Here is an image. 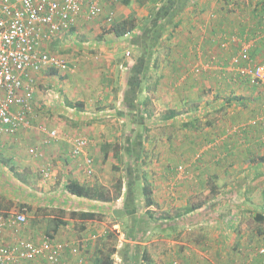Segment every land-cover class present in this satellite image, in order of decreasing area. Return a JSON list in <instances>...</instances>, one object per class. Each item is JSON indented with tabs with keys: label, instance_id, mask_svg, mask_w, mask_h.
<instances>
[{
	"label": "crops",
	"instance_id": "obj_1",
	"mask_svg": "<svg viewBox=\"0 0 264 264\" xmlns=\"http://www.w3.org/2000/svg\"><path fill=\"white\" fill-rule=\"evenodd\" d=\"M144 6L145 20L160 10V18L174 17L178 23L174 30L166 28L158 45L147 47L146 37L138 43L143 35L139 24L134 32L111 35L98 47L92 78L84 61L36 78L37 105L39 83L51 80V129L58 133L47 160V206L51 221L66 224L52 232L51 241L82 243L80 254L67 250L61 264H79L80 258L96 264L110 251L114 264H262L257 251L264 242V220L259 218L264 217V125L244 126L264 109V84L241 79L230 61L244 42L256 39L252 57L264 64V0H159L155 9L152 0H144ZM158 33L156 29L154 35ZM38 108L32 121L46 120ZM69 117L89 141L93 176L87 175L85 156L71 157L76 137L72 139ZM42 134L32 131L28 139L40 144ZM118 143L126 152L122 172L114 171L113 157L119 159V153L105 151ZM31 168L34 175L37 169ZM121 178V197L112 202L68 190L74 181L104 186L113 196ZM145 185L152 189L154 206L145 205ZM71 212L98 217L71 218ZM21 234L6 229L0 240L7 245L20 238L39 242L29 225ZM21 264L48 262L41 257Z\"/></svg>",
	"mask_w": 264,
	"mask_h": 264
},
{
	"label": "built area",
	"instance_id": "obj_2",
	"mask_svg": "<svg viewBox=\"0 0 264 264\" xmlns=\"http://www.w3.org/2000/svg\"><path fill=\"white\" fill-rule=\"evenodd\" d=\"M117 0H0V144L6 135L21 128H29L33 115V100L37 75L56 69L66 71L68 62L51 52L55 39L76 28L80 17L86 21L96 19L107 4ZM255 40L244 42L239 52L231 58L230 67L237 75L252 85L264 84V64L257 63L252 55ZM199 71V70H198ZM264 125V109L244 127ZM46 134L45 144L58 138L55 130L41 127ZM89 141L78 137L72 141L71 157L85 156L87 175L93 176V158L87 154ZM32 153H40L33 149ZM45 171L51 177V170ZM184 173L185 168L180 167ZM27 222L26 209L14 212L0 210V234L6 228L18 229ZM77 244L44 241L41 245L19 240L7 245L0 240V264H21L44 257L49 264H61L64 253L81 252ZM264 264V242L258 248ZM84 264L83 258L78 260Z\"/></svg>",
	"mask_w": 264,
	"mask_h": 264
},
{
	"label": "rangeland",
	"instance_id": "obj_3",
	"mask_svg": "<svg viewBox=\"0 0 264 264\" xmlns=\"http://www.w3.org/2000/svg\"><path fill=\"white\" fill-rule=\"evenodd\" d=\"M126 1L129 2L128 5L125 4ZM147 6H144V0H117L113 4H107L96 19L91 21L85 20V23H78L74 29V32L77 31L76 33L64 36L62 41L60 40L61 43L56 44V46L51 45V52L66 60L69 65L68 69L78 66L77 61H84L90 72L89 77L92 78L91 69L94 63L96 64L97 62L94 61V57L100 52L98 47L107 44L110 39L112 40V25L117 21H122L133 16L136 17L139 24H142L145 20L144 15L148 12ZM39 89L42 94L38 102L40 108H38L39 105L34 103L35 100H33V108L35 110L36 105L39 111L43 110L42 113H45L47 119L40 122L37 120L32 121L31 116L29 128H21L16 133L10 134L0 144L1 164L7 165L4 167L0 164V210L3 212H16L26 209L27 212V222L24 225L18 229H6L12 231L18 237H22V231L29 225L36 232L39 239L38 243H36L37 241H33L36 245H41L44 241L51 240L48 230V217L51 216V207L47 206L51 205V177L45 176V171H48L47 169L51 170V162H47V160L51 159V141L45 144L47 137L46 134H42L44 137L40 144H38L36 141H29L28 135L32 131L41 134V127L43 126L50 131L52 130L51 80L45 84L39 83ZM75 122L77 120L74 117H69L70 131L74 132L72 139L75 137L86 138L84 131L79 129V124H75ZM60 123L62 124L63 122ZM60 127L61 125L56 126L59 132ZM61 130L66 132L65 129ZM65 135H67V132ZM120 142L122 143V141ZM106 148L105 151L108 150L112 155L113 153H119V159L113 157L115 161L114 171L117 172V169H119L122 172L123 168L126 171L125 146L118 143L117 146H107ZM33 149H37L40 153L35 155L32 153ZM5 159H10L12 162H3ZM116 160H121L122 162ZM37 165L39 166L37 167ZM12 166L24 177V182L17 178L16 172L11 169ZM31 166H35L37 169L34 175L31 173ZM180 167L185 168L184 166H179L178 171ZM144 169L146 168L144 167ZM32 201L41 205L37 206V204L31 203ZM19 240L24 239L20 238Z\"/></svg>",
	"mask_w": 264,
	"mask_h": 264
},
{
	"label": "trees",
	"instance_id": "obj_4",
	"mask_svg": "<svg viewBox=\"0 0 264 264\" xmlns=\"http://www.w3.org/2000/svg\"><path fill=\"white\" fill-rule=\"evenodd\" d=\"M159 3V0H152V4L155 7ZM126 5L129 4L128 1L125 2ZM160 10L159 11H154L152 10L150 13V16L144 20L142 23V27H140V30L142 31V36L139 39L138 43L141 42L142 37H146L148 39V45H158L159 40L163 37L165 31L167 30L166 28L169 26V28L176 29L178 27V23H175V18L174 17H166V16H161L160 18ZM164 25V26H163ZM139 27V23L137 22L136 17H128L125 20L122 21H117L112 25L111 33L116 37V38H121L124 37L135 30ZM156 29L159 31L158 34L154 35L156 32ZM152 38V43L149 44V40ZM159 40H158V39ZM141 44H143L141 42ZM146 45H143V47ZM142 47V48H143ZM146 47V50L148 48ZM140 53H141V48H138ZM144 49V48H143ZM143 52V51H142ZM107 154V153H106ZM5 162V161H3ZM11 169L15 171V167L12 166ZM116 188L114 190V195L112 196L111 192L109 189H107L104 186L101 185H96V186H88V185H81L77 182H70L68 185V190L70 193L75 194L79 197L83 198H88V199H93V200H100L104 202H112L114 200H117L121 197V191H122V180L120 179L118 184L115 185ZM143 194L145 196V205L147 207H151L155 205V201L153 199V192L151 187L145 185L143 187ZM71 218H78V219H83V220H93L98 217L96 213H91V212H71ZM48 222H49V227L48 230L50 232L49 238H53L52 232L56 233L57 228L60 225H65L66 223L64 221H51V216L48 217ZM261 220H264L263 216H259ZM259 220V219H258ZM51 223H54V226L51 227ZM113 251L109 252L107 255L104 254L103 257L98 258L96 264H114V260L111 258ZM147 255L143 256V260H147ZM47 261V259H46ZM48 262V261H47ZM49 264V263H48Z\"/></svg>",
	"mask_w": 264,
	"mask_h": 264
}]
</instances>
